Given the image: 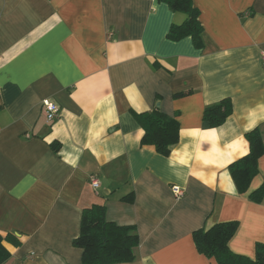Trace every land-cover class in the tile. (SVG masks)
<instances>
[{
  "label": "crops",
  "instance_id": "crops-1",
  "mask_svg": "<svg viewBox=\"0 0 264 264\" xmlns=\"http://www.w3.org/2000/svg\"><path fill=\"white\" fill-rule=\"evenodd\" d=\"M192 1L203 47L168 38L186 14L166 0H0V234L21 240L3 264H82L74 240L94 203L139 234L118 264H219L194 232L229 220L230 249L255 258L264 153L245 192L229 167L249 131L264 143V0ZM224 98L233 111L212 127L205 109ZM156 109L179 122L168 156L142 144L135 113Z\"/></svg>",
  "mask_w": 264,
  "mask_h": 264
},
{
  "label": "trees",
  "instance_id": "trees-1",
  "mask_svg": "<svg viewBox=\"0 0 264 264\" xmlns=\"http://www.w3.org/2000/svg\"><path fill=\"white\" fill-rule=\"evenodd\" d=\"M173 11L186 14V19L174 23L168 38L180 40L191 36L197 47L205 43V31L200 21V11L192 0H166ZM233 105L230 98L208 106L204 119L210 126L222 124L232 113ZM144 129L142 144L155 146L158 153L168 156L180 139L178 120L168 113L156 109L135 113ZM250 151L230 165V172L240 192L247 191L252 178L258 173L259 158L264 153L262 133L255 128L247 133ZM251 198L259 201L264 197V185L251 192ZM238 228L236 220L218 222L209 228L194 232L198 249L204 254L215 257L219 264H264V243L256 244L254 259L236 253L230 249L229 241ZM21 244V240L12 232L0 234V264L5 263L12 255V249ZM140 237L133 225H121L106 218V206L94 203L83 211L81 231L74 240V245L83 250L82 264H118L130 262L136 258V249Z\"/></svg>",
  "mask_w": 264,
  "mask_h": 264
},
{
  "label": "built area",
  "instance_id": "built-area-1",
  "mask_svg": "<svg viewBox=\"0 0 264 264\" xmlns=\"http://www.w3.org/2000/svg\"><path fill=\"white\" fill-rule=\"evenodd\" d=\"M44 106L46 107V109L48 111V119L49 120L54 119L58 115V107L54 103H52L51 101L45 100ZM90 181H91L93 187L96 189L98 187H100V185H101L100 179L94 175L90 176ZM173 191L177 196L182 195L184 192L180 186H174Z\"/></svg>",
  "mask_w": 264,
  "mask_h": 264
},
{
  "label": "water",
  "instance_id": "water-1",
  "mask_svg": "<svg viewBox=\"0 0 264 264\" xmlns=\"http://www.w3.org/2000/svg\"><path fill=\"white\" fill-rule=\"evenodd\" d=\"M157 106H159V102L157 103Z\"/></svg>",
  "mask_w": 264,
  "mask_h": 264
}]
</instances>
